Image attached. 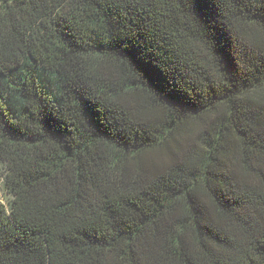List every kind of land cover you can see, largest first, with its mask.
Here are the masks:
<instances>
[{
	"label": "trees",
	"instance_id": "obj_1",
	"mask_svg": "<svg viewBox=\"0 0 264 264\" xmlns=\"http://www.w3.org/2000/svg\"><path fill=\"white\" fill-rule=\"evenodd\" d=\"M264 0H0V264H264Z\"/></svg>",
	"mask_w": 264,
	"mask_h": 264
},
{
	"label": "rangeland",
	"instance_id": "obj_2",
	"mask_svg": "<svg viewBox=\"0 0 264 264\" xmlns=\"http://www.w3.org/2000/svg\"><path fill=\"white\" fill-rule=\"evenodd\" d=\"M7 199H8V194L5 192L3 188V179H1L0 177V200L6 202Z\"/></svg>",
	"mask_w": 264,
	"mask_h": 264
},
{
	"label": "snow or ice",
	"instance_id": "obj_3",
	"mask_svg": "<svg viewBox=\"0 0 264 264\" xmlns=\"http://www.w3.org/2000/svg\"><path fill=\"white\" fill-rule=\"evenodd\" d=\"M262 100H264V97H262Z\"/></svg>",
	"mask_w": 264,
	"mask_h": 264
}]
</instances>
